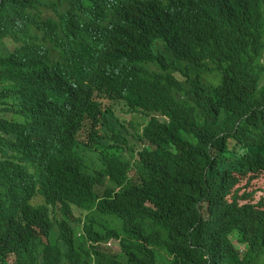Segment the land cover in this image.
Returning <instances> with one entry per match:
<instances>
[{
    "label": "trees",
    "instance_id": "trees-1",
    "mask_svg": "<svg viewBox=\"0 0 264 264\" xmlns=\"http://www.w3.org/2000/svg\"><path fill=\"white\" fill-rule=\"evenodd\" d=\"M122 1L0 0V264H264V0ZM156 38L191 89L132 66Z\"/></svg>",
    "mask_w": 264,
    "mask_h": 264
},
{
    "label": "clouds",
    "instance_id": "clouds-1",
    "mask_svg": "<svg viewBox=\"0 0 264 264\" xmlns=\"http://www.w3.org/2000/svg\"><path fill=\"white\" fill-rule=\"evenodd\" d=\"M140 0H123V11H125L129 6L130 9L138 4ZM150 4L152 5L154 11L156 14L163 20L167 22H173L181 17V15L184 12L185 7V0H148ZM129 9V10H130ZM149 50L151 51V58L147 60L142 61H136L132 63V66L136 68V64L139 65V68H136L137 70L141 71L142 74H146L150 77H158L160 80H167L171 79L177 84L175 85V88L179 89L178 91H172V94L175 92H182L186 91L192 88L193 82L200 77V73L198 69H192V64L189 62H183L181 66L179 65H173L171 61H164L163 57H167L166 53V41L163 38H156L152 41ZM161 61H163L161 63ZM192 65V66H191ZM187 67H191L190 70H187ZM83 79H85L87 84H90L91 87L94 89L93 96L98 94L96 90V86L101 88L102 81H105V74L103 71H100V69L97 66L91 67L86 69L85 73L82 75ZM104 90L106 88L104 87ZM141 93V103L144 104V107H138L140 110H147L150 109L154 111V118L160 119V120H166L168 119V114L165 113L166 109H155L154 108V102L158 101L159 104H164V99L166 98L164 95L160 93V90L158 88L156 89L154 86H149L148 90L142 91ZM150 95V96H149ZM117 102L119 104H123L122 97L113 95ZM102 102L105 105H109L106 100H102ZM139 103V101L136 99V105ZM119 114L127 120L126 124L131 131V135H124V137H129L128 139H131L134 137V134L136 132V128L132 129L129 126L130 122L133 121H139L142 122V118L140 116H133L132 114L127 113V110L123 107H118ZM114 123L111 124V127L114 128ZM142 127L139 128L138 132H141ZM107 134H106V133ZM101 132L102 135H107L110 137V145H116V142L114 138H111L113 135L107 131ZM130 147H133V150L135 154H138L139 148L141 147L140 143L135 144L134 141L131 139L129 142ZM124 148V151L130 153V150L122 145ZM136 160V159H135ZM42 200L39 198H36L33 201V204H42ZM205 207V204L203 205V208ZM2 231H0V234ZM116 243L115 241H109L104 246L107 249L112 248L113 244ZM117 244V243H116Z\"/></svg>",
    "mask_w": 264,
    "mask_h": 264
},
{
    "label": "rangeland",
    "instance_id": "rangeland-1",
    "mask_svg": "<svg viewBox=\"0 0 264 264\" xmlns=\"http://www.w3.org/2000/svg\"><path fill=\"white\" fill-rule=\"evenodd\" d=\"M204 208L206 209V207H204ZM204 212H205V210H204ZM116 245H117V244L114 243L111 249L115 250V249L117 248Z\"/></svg>",
    "mask_w": 264,
    "mask_h": 264
}]
</instances>
